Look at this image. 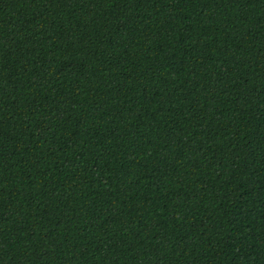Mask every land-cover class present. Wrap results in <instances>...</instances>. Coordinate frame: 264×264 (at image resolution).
Returning <instances> with one entry per match:
<instances>
[{"label": "trees", "instance_id": "trees-1", "mask_svg": "<svg viewBox=\"0 0 264 264\" xmlns=\"http://www.w3.org/2000/svg\"><path fill=\"white\" fill-rule=\"evenodd\" d=\"M0 264H264V0H0Z\"/></svg>", "mask_w": 264, "mask_h": 264}]
</instances>
